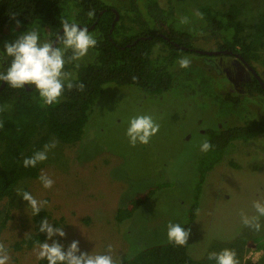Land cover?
I'll return each instance as SVG.
<instances>
[{
    "label": "rangeland",
    "instance_id": "obj_1",
    "mask_svg": "<svg viewBox=\"0 0 264 264\" xmlns=\"http://www.w3.org/2000/svg\"><path fill=\"white\" fill-rule=\"evenodd\" d=\"M102 1L121 11L128 6V0ZM168 4L173 7L174 27L194 39L193 49L209 52L216 51L221 39L204 31V20L193 15L198 7L224 11L230 4L240 6L239 19L246 34L264 9V0H159L162 8ZM185 16L189 23L182 25L180 19ZM32 30L46 40L37 26L9 28L0 39V52L5 43ZM90 33L100 39L98 32ZM163 49L158 44L155 53L163 55ZM258 55L253 67L264 82V45ZM182 56L191 59L187 69L177 63ZM94 58L90 49L80 65L92 63ZM10 62V57L0 62V69ZM70 66H65V71L75 77V68ZM168 70L172 86L162 94L104 85L80 140L63 144L53 139L56 148L39 164V177L42 173L49 175L54 181L52 188L44 189L39 177L24 179L10 198L0 202V243L9 250V264L37 263L34 242L46 239V234L37 230L45 217L53 227H62L65 237L53 239L65 250L73 240L79 241L82 252L93 254H104L111 245L113 258L126 260L146 246L166 241L169 222L184 227L202 174L188 254L201 264H214L207 259L208 253L228 248L236 251L239 264H264L259 249V244H264V217L259 232L243 226L240 220L241 210L253 215L252 201L264 199V131L230 141L211 169L210 153L200 151L206 138L203 131L241 125L264 116V95L248 89L251 74L232 55L183 53ZM226 93L238 102L226 101ZM0 109L9 112L12 106L4 104ZM141 114L153 116L160 129L147 145L131 147L125 135L128 121ZM157 184L167 186L156 190L130 219L116 222L119 207ZM18 191L47 200L48 206L33 216Z\"/></svg>",
    "mask_w": 264,
    "mask_h": 264
},
{
    "label": "trees",
    "instance_id": "obj_2",
    "mask_svg": "<svg viewBox=\"0 0 264 264\" xmlns=\"http://www.w3.org/2000/svg\"><path fill=\"white\" fill-rule=\"evenodd\" d=\"M112 9L102 0H0V39L9 28L37 26L45 39L53 40L62 32L61 21L65 19L82 27H92L89 31L100 35L97 47L92 49L94 61L75 68V78L84 83V91L66 89L58 104L46 106L39 99L35 87L29 86L30 90L25 87L14 89L4 83L0 90V107L11 104L12 109L9 112L0 111V123L3 124L0 128V202L13 195L21 180L39 177V164L34 168L22 166L25 157L42 150L53 139L63 144L80 140L104 85L135 87L154 95L171 88L173 79L168 68L181 54L190 52L194 41L188 33L174 27L172 5L162 8L159 0H128V6L123 11L115 9L118 20L113 27L115 14ZM197 10L204 15V31L221 39L216 51L227 50L232 56L237 54L253 67L259 58L258 51L264 45V9L248 34L239 19L241 7L236 4H230L224 11L207 7H198ZM90 11L95 13L93 17L88 16ZM158 44L164 46L165 54L155 53ZM9 64H4L0 71H4ZM262 64L264 66V61ZM70 65L65 66L70 68ZM251 81L246 85L248 89L264 95L256 79L252 77ZM224 99L238 102L228 93ZM263 131L264 116L241 125L203 131L212 144V149L208 151L213 158L210 169L230 141L246 139ZM199 179L194 201L188 206L185 230L190 229L197 211L196 198L203 174ZM165 186L157 184L156 188H148L119 207L115 214L116 222L130 219L156 190ZM188 242L189 239L184 246H176L168 240L152 244L121 261V264H201L188 254ZM259 249L264 254V244H259ZM36 264L47 262L37 260Z\"/></svg>",
    "mask_w": 264,
    "mask_h": 264
},
{
    "label": "clouds",
    "instance_id": "obj_3",
    "mask_svg": "<svg viewBox=\"0 0 264 264\" xmlns=\"http://www.w3.org/2000/svg\"><path fill=\"white\" fill-rule=\"evenodd\" d=\"M94 15L92 11L88 13L89 17ZM193 15L197 19H204L203 13L199 10ZM188 23V17L180 19V24ZM18 24L19 21H17ZM61 28L62 32L57 34L56 40L42 41L39 32L32 30L22 33L14 42L5 43L4 51L0 52V62H5L8 57L11 58V62L4 71H0V82L14 89L24 88L25 85L34 86L39 99L46 106L58 104L66 89L71 91L75 88L84 91V83L78 82L72 72L65 71V65L72 64L74 68L79 69L80 62L88 55L89 50L97 47V36L91 34L87 27H81L77 22L68 19L61 21ZM69 52L70 55H68ZM177 63L181 69H187L191 66V59L182 56ZM2 127L3 124L0 123V128ZM159 129L160 125L153 116L141 114L129 119L125 135L131 147L137 144L147 145ZM56 146L55 140L46 143L42 150L35 151L30 157H25L22 166L34 168L43 163L48 159V153ZM211 149L212 144L205 138L201 142L200 151L206 153ZM39 182L44 189H51L54 184L53 179L45 173L40 175ZM17 194L27 202L33 216L48 206L47 200H38L28 191H18ZM252 209L255 213L253 215H248L241 210L240 220L243 226L259 232L262 228L260 219L264 217V199L253 200ZM37 230L39 233L46 234L43 243L34 242L37 260H44L47 264H121L118 257L114 259L111 255V245L104 254H93L82 252L79 241L73 240L65 250L63 244L53 239V237L64 238L65 232L62 227H53L46 217L39 221ZM190 232V229L185 230L180 223L169 222L167 240L176 246H184L187 244ZM258 258L259 254H257ZM207 259L214 261V264H239L236 251L228 248L219 252H209ZM9 260V250L0 243V264H9Z\"/></svg>",
    "mask_w": 264,
    "mask_h": 264
},
{
    "label": "water",
    "instance_id": "obj_4",
    "mask_svg": "<svg viewBox=\"0 0 264 264\" xmlns=\"http://www.w3.org/2000/svg\"><path fill=\"white\" fill-rule=\"evenodd\" d=\"M113 13L115 14V17H114V20L112 22V26L113 27V24L118 20V13L116 12L115 9H112ZM82 27V26H81ZM92 27H89V29H91ZM112 29V28H111ZM62 31V30H61ZM111 31V30H110ZM57 37H55V39L53 40H56ZM181 49H183V47H180ZM195 53L197 54H200V55H230L231 52L230 51H227V50H222V51H213V52H206V51H203V50H194ZM244 65L245 67L247 68V70L253 75V77L256 79V81L259 83L260 87L264 90V82L262 81V79L260 78V76L258 75V73L252 68V66H250L248 63H246L242 58L241 56L239 55H235ZM4 86V82H1L0 84V90L3 88ZM26 90H30L29 86L28 85H25L24 86ZM32 88H34V86H32Z\"/></svg>",
    "mask_w": 264,
    "mask_h": 264
},
{
    "label": "flooded vegetation",
    "instance_id": "obj_5",
    "mask_svg": "<svg viewBox=\"0 0 264 264\" xmlns=\"http://www.w3.org/2000/svg\"><path fill=\"white\" fill-rule=\"evenodd\" d=\"M186 50H188V49H186ZM194 50H196V49H193V48H192V49H190L189 51H190V52H194ZM190 52H186V53H190ZM206 52H209V51H206ZM204 55H205V56H209V55H206V54H204ZM235 55H236V54H233L234 57H236ZM211 56H214V55H211ZM236 58H237V57H236ZM237 59H238V58H237ZM238 60H239V59H238ZM239 61H240V60H239ZM240 62H241V61H240ZM241 63H242V62H241ZM242 65L245 67V65H244L243 63H242ZM245 68H246V67H245ZM252 68H253V67H252ZM246 69H247V68H246ZM253 69H254V68H253ZM254 70H255V69H254ZM255 71H256V70H255ZM248 72H249V71H248ZM249 73H250V72H249ZM250 74H251V73H250ZM251 77H253L252 74H251Z\"/></svg>",
    "mask_w": 264,
    "mask_h": 264
}]
</instances>
